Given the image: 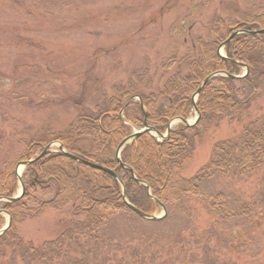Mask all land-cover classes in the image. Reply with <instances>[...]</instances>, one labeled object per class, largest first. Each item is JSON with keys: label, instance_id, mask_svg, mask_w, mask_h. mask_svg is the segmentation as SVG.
Masks as SVG:
<instances>
[{"label": "rangeland", "instance_id": "obj_1", "mask_svg": "<svg viewBox=\"0 0 264 264\" xmlns=\"http://www.w3.org/2000/svg\"><path fill=\"white\" fill-rule=\"evenodd\" d=\"M263 6L264 0H0V164L29 140L63 130L76 104L93 108L111 86L135 84V71L160 72L173 55L192 58L193 42L209 39L217 20ZM263 114L264 85L246 105L212 118L182 175L193 176L215 142L237 137ZM195 118L192 110L187 121ZM204 189L225 196L226 221L188 199L158 220L121 213L109 221L104 243L83 241L82 249L94 264H264V165L247 175H217ZM153 214L163 215L162 208ZM68 218L66 210L46 209L17 234L38 245L62 232ZM9 256L4 264H13Z\"/></svg>", "mask_w": 264, "mask_h": 264}, {"label": "trees", "instance_id": "obj_2", "mask_svg": "<svg viewBox=\"0 0 264 264\" xmlns=\"http://www.w3.org/2000/svg\"><path fill=\"white\" fill-rule=\"evenodd\" d=\"M257 29L264 30V6L217 20L209 39L193 42L192 58L184 55L176 59L173 55L160 63V72L158 68L152 73L148 69L135 71L131 75L135 84L128 79L111 86L110 94L103 93L93 108L76 104V116L63 130L47 131L43 137L26 142L12 160H3L0 198L6 200L0 201V229L5 224L2 212L9 214L10 224L0 235V261L10 252L13 264H94L82 249L83 241L104 243L113 217L125 212L135 214L126 202L153 214L158 205L152 198L167 211L196 199L219 220L226 221L229 211L225 196L207 192L204 183L228 172L251 174L264 165V114L245 123L237 137L215 142L208 161L193 176L182 174L192 158L193 142L206 132L212 118L225 117L246 105L264 85V33L238 34L225 45L226 58L217 53L218 46L234 31ZM241 66L248 72L237 78ZM221 72L229 76H214L198 94L200 116L193 126L178 123L162 142L143 132L122 149L118 162L119 143L131 135L133 127L143 123L144 114L148 125L164 133L172 119L189 117L191 98L198 87L210 75ZM136 96L138 101L133 99ZM53 142L59 143L64 152L105 167L115 176L56 150L24 168L23 195L15 202L7 201L19 187L17 163L34 158ZM46 209L67 211L69 218L63 231L38 245L23 242L17 234L20 225Z\"/></svg>", "mask_w": 264, "mask_h": 264}, {"label": "water", "instance_id": "obj_3", "mask_svg": "<svg viewBox=\"0 0 264 264\" xmlns=\"http://www.w3.org/2000/svg\"><path fill=\"white\" fill-rule=\"evenodd\" d=\"M241 33H248V34H255V33H264V30H261V29H257V30H253V31H243V30H236L234 31L233 33H231L229 35V37L223 41L220 46H219V49H218V54L225 58V56H223L221 53H220V50L230 41L231 38H233L234 36L238 35V34H241ZM245 68V72L239 76V77H243L248 69L247 67H244ZM226 74V73H225ZM227 75V74H226ZM215 75H210L209 77H207L202 83L201 85L198 87V89L196 90V92L194 93V95L192 96L191 98V105L194 109V111L196 112L197 114V117L196 119L194 120L193 123H189L187 120H181V119H175L173 121H181L182 123H184L186 126H191L193 125L199 118V113L197 111V108H196V105H195V102H196V98L198 96V94L200 93L202 87L205 85V83L207 81H209L212 77H214ZM229 76V75H227ZM238 77V78H239ZM173 121L170 122L167 127H166V132L164 134H160L158 132H156V130L154 129V127L152 126H149L147 123H146V120L144 119V122L141 126L140 129H138L137 131H135L132 135L126 137L125 139H123L117 149H116V154H117V159H118V162L121 163L120 159H119V154L121 152V150L125 147V145H127L128 143H130L131 141H133L135 138H137L141 133L143 132H148L150 134H153V135H156L158 136L159 138L161 139H165L167 136H168V133H169V130L170 128L172 127L173 125ZM50 146L51 144H48L46 145L42 150L41 152L36 155L33 159H29L27 161H21V162H18L17 165H16V168H15V175H16V178L19 182V185H20V191L18 192L17 195H15L14 197H11L9 199H7V201L9 202H15L17 201L22 195H23V192H24V186H23V183L21 181V171L24 167L30 165L32 162L38 160L39 158H41L43 155H45L46 153H49L51 152L50 150ZM61 148V147H60ZM66 156L74 159L75 161L79 162V163H82V164H86V165H89L93 168H97V169H101V170H105L107 172H109L110 174H112L113 176H115L114 172L109 170V169H106L105 167H102L100 165H97V164H94V163H91L89 161H86V160H83L73 154H70V153H66V152H63ZM122 196L124 198V191L122 192ZM4 200V198H0V201ZM154 201L162 208L163 210V215L161 216H155V215H150V214H147V213H144L142 212L141 210H139L138 208H136L135 206L129 204L126 202V205L128 206V208H130L134 213H136L138 216H140L141 218L143 219H146V220H158V219H161L165 216L166 214V208L163 204H161L159 201H157L156 199H154ZM6 215H7V221H6V224L0 229V235L9 227V224H10V216L4 212Z\"/></svg>", "mask_w": 264, "mask_h": 264}]
</instances>
